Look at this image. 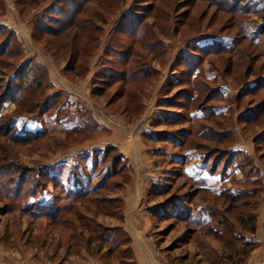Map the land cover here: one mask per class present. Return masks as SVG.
I'll list each match as a JSON object with an SVG mask.
<instances>
[{"label": "rangeland", "instance_id": "374dc122", "mask_svg": "<svg viewBox=\"0 0 264 264\" xmlns=\"http://www.w3.org/2000/svg\"><path fill=\"white\" fill-rule=\"evenodd\" d=\"M84 2L0 0V23L11 34L8 53L0 59V92L14 80L0 105V264H234L240 258L243 264H264V148L257 150L253 141L264 115L251 122L264 114L259 110L264 81L255 82L264 79V36H251L260 16L241 13L246 0H92L81 15L90 21L91 41L76 26L64 29ZM231 4L240 12L227 10ZM214 45L230 49L215 52ZM82 48L88 55L75 61ZM124 56L138 62L134 66L142 67L145 77L120 87L113 83V69L120 71ZM28 67L25 81L21 73ZM32 79L42 82L33 103L31 96L13 101L15 84ZM48 98L43 110L35 106L34 113L27 112ZM209 112L213 117L204 119ZM104 123L131 144L135 162L133 152L127 158L117 147H93L105 146L98 142L110 134ZM208 126L222 131L218 137L226 142L200 138ZM36 127L42 133L30 141L13 135L34 134ZM202 143L224 153L219 165L226 149L243 151L249 165L233 168L242 162L239 156L226 173L211 172L205 150L196 149ZM252 165L257 173L249 172ZM131 174L137 197L126 208L117 201L89 204L91 213L80 216L90 229L81 236L69 227L66 221L75 219L69 206L79 210L88 199L73 192L95 189L93 196H115ZM250 177L258 178V191L247 197L252 204L244 214H254V232L226 217L224 199L215 197L224 190H252ZM155 186L171 190L155 193ZM201 186L211 192L189 202ZM171 195L181 199L166 216L161 204ZM156 211L162 213L155 216ZM224 218L232 220L231 228ZM81 222L75 221L77 227ZM212 228L224 234H211ZM96 234L111 247L99 252L104 242ZM247 242L253 245L248 253Z\"/></svg>", "mask_w": 264, "mask_h": 264}, {"label": "trees", "instance_id": "16d2710c", "mask_svg": "<svg viewBox=\"0 0 264 264\" xmlns=\"http://www.w3.org/2000/svg\"><path fill=\"white\" fill-rule=\"evenodd\" d=\"M91 1L92 0H85V2L77 8L76 13L74 15L75 17L74 16L71 17V20H70L69 24L64 29L65 30L68 29V26H72V27L76 26L77 28H80L81 31H83L82 32L83 38H87V39L90 38L91 41H94L95 39L91 35L92 31L90 30V26H91L90 21L87 20L86 16L85 17L81 16V15H83V12L88 10V6L91 3ZM97 1H101V0H97ZM225 1L227 3L228 0H225ZM245 5H248V8L245 7V6L240 8V10L243 9V12H241V13H245V12L254 13V14L260 16V18H261V22H259V24H257V26H256V28L254 30H252L251 36L252 37L264 36V0H246ZM1 8H2V6L0 5V9ZM238 8L239 7H237L235 4H231V6H229L227 8V10L230 11V9H231L233 12L236 13V12L239 11ZM134 15H135V17H138L139 14L135 13ZM98 17H100V16L96 15V18H98ZM48 32H50V31H48ZM143 33L144 32L141 31V33L138 34V37H143V35H144ZM10 35H11L10 32H7V28H5L4 24L0 23V59H2V57L6 56L7 53H8V50L6 49V45L9 43ZM1 36H3L4 38H1ZM213 49L216 52V51H225V49H230V48L229 47H225V46L218 47V46L214 45ZM86 55H88V53H86L85 49L82 48V49L77 50V57L75 58V61L77 60V58H79V56H86ZM129 61L131 63H129ZM0 63H1V61H0ZM137 63L138 62H136L135 60H130V58L124 56L123 59L119 63L120 71H117V70L113 69L114 70L113 73H114V76H115V78L113 80L114 81L113 83H119L120 82V87H121V86L126 85L132 79L142 80L145 77V75H144V73L142 71L143 68L134 66V64H137ZM30 68L31 67H28L26 70H24L21 73V77L25 81H26V79H29L28 72L30 71ZM117 76H118V78H117ZM99 81H102V82L104 81L105 82L106 79L100 78ZM260 81H264V79H261V78L258 79L257 78L255 80L256 83H259ZM33 84L34 85L36 84V85L34 86ZM13 85H14V80L12 78H10L9 82H7V86H8L7 89L4 88L3 91L0 92V105L10 95V90L12 89ZM15 85H17V86H16V91H14L15 94H14V97H12V100L15 101V102H17V101L19 102L21 100H24V102H26L27 97L31 96L28 100H30V103H33V99L36 97V90L37 89H41L42 82L39 81V80L37 81V80L32 79L28 84L22 85V84H18L17 83ZM27 95H29V96H27ZM49 99L50 98H48L45 102H43L41 104H39V102H37L36 104L31 106L27 110V112L28 113H34L35 106L39 107L38 111L40 112L41 110H43L48 105ZM30 103H29V105H30ZM259 105H260L259 106L260 112L264 113V101H262ZM210 113L211 112H209V114H207V116L204 117V119H207V120L209 119L210 120L213 117L212 114H210ZM210 115H211V117L209 118ZM263 115L264 114H258L251 122L252 123L258 122L260 117H262ZM10 122L8 123V127H9V129H11V131H13V127L10 125ZM83 128H85V126ZM72 130H75V128H73ZM41 133L42 132L37 131L34 134L28 133L25 136H19V135L15 134V133H13V135L18 140H21V142H25V141H30L29 139H34V138L38 137L39 135H41ZM158 133H161V132H158V131L157 132H151L150 134L153 137V135L158 134ZM221 133H223V132L222 131L220 132V130H217L213 126H208L206 132H204L202 135H200V138H205V140L209 141V142L213 141L216 144H221L223 142H226V140H223L222 137H218V135L221 134ZM148 137L150 138V135ZM23 139H28V140H23ZM253 139H254L253 141L256 143L257 150H259L260 148H264V125H262L261 131L256 133ZM108 148H115V147L114 146H107L105 149H108ZM97 149H99V148H97ZM196 149L197 150H202V151L205 150L204 154H203V157L205 159V162L207 163L206 165L209 167V170L211 172L220 171V173H222V174L226 173L227 172L226 170L229 167L232 166L233 159H236L235 157H239V156L243 157V160H242V162H238V160H237L235 162V164L232 166L233 168H238L240 170H243L244 167H248V165H249V161H247L246 155L243 153V151H240V150L239 151H231V150H227V149L224 150L226 158L224 159L223 164L219 165V163L222 161V157L224 156L223 155L224 153L223 152L221 153L220 151L217 150L218 146L211 147V146H208V145L202 143V144L197 145ZM262 151L263 152H261L260 158L264 159V150H262ZM116 157H119V155L116 156ZM101 160L104 163L106 162L107 158L105 157V153L103 154ZM209 160H210V162H207ZM114 161L115 160L113 159L111 163L113 164ZM249 172L250 173H257L258 169L256 168V166L252 165L249 168ZM39 174H40V172H39ZM45 175H46V178L49 181L52 182L54 180V182H57V180L53 177L52 174H49V173L46 172ZM248 183H252L254 190L253 189L249 190V191L241 190V191H239L237 193H232V192H230L228 190H224L218 195L215 194V197H216V199L217 198L224 199V201L226 203L225 208H224V212H225L224 214L226 215V217H228L227 215H229L231 217L237 218V220L240 222V225L242 227L241 230L242 229L243 230L247 229L249 232H254L255 229H256V225H255V222H254V220H255L254 214L253 213L252 214H244V211H245L244 208L248 207V206H250L252 204L251 203L252 200H250L251 198H247V197H252V195L255 194V192L258 191V190H255L256 189L255 187H257L258 178L257 177L256 178L250 177L249 180H248ZM97 189L101 190L102 189V185H99L97 187ZM170 190H171V188L169 186L166 189H164V190H158V188L156 186L152 188L153 192H155V193L159 192L161 194L168 193ZM79 191H81V190L78 189V191L76 190L75 193L74 192L72 193V192L69 191L68 193L69 194L72 193V194H76L78 196H81L80 198L82 200L85 199V198H88V199L86 201H81V209H79V210L75 206L74 207L71 206V205L69 206L68 210L70 212H72V214L75 217V219L73 220L71 218V221L67 220L66 223L69 224V227L73 231L79 229L80 230V235L82 234L83 231H88L90 229L89 223H88L89 221H87L88 219L85 218V217H81L80 216V213H82V212H86L88 214L91 213V210L88 208L89 204H91V205H96V204L97 205H102V203L104 204L106 202L117 201L119 204L121 202L122 205H123L122 198H120L118 196H111V197H108V198L107 197L93 196L92 194L97 192V190L95 191V189L93 191L88 190L86 192H79ZM200 192H209L210 193L211 190L209 188H205V187H202V186L201 187H197L196 189H194L192 191V194L190 195V201L189 202H191V203L194 202L196 197L198 196V194ZM246 193H248L250 196H248ZM180 199H181L180 196L171 195V197L167 198L161 204L164 209H168V211L165 212L166 216L172 215V212H170L169 208L170 209L175 208L177 206L178 201ZM122 205H121V207H122ZM121 207L119 205V206L116 207V209H121ZM100 208H102L104 210V212L108 211V208L106 207L107 208L106 209L105 206H101ZM64 209L67 210V208H64ZM73 210H74V212H73ZM153 213L155 214V216H158V214H161L162 212L156 211V213L155 212H153ZM49 215L51 216L53 214L50 213ZM78 220L82 221L80 227H77V225L75 223V221H78ZM224 220H226V222L229 223L228 225H229L230 228L233 226L232 220H229L227 218H224ZM221 221H223V220H221ZM218 223H219V225L221 224V222H218ZM189 231L193 232L195 230H189ZM212 231L213 232H211V234H215L216 236H218V234H220V235L224 234V230H218V229H213L212 228ZM81 236H83V235H81ZM97 236L98 235L96 234V237ZM99 238L101 240V243L104 242L102 245L99 246V252H100L103 249L108 248L107 245L110 244V241L107 240V239L105 240L104 237L103 238L99 237ZM87 245L89 247L91 246V239L90 238H88V240H87ZM244 245L246 247H249L246 250L247 253L250 250H252V248H253V245L250 244L249 242L245 243ZM125 251L126 252L129 251V248L127 247L125 249ZM243 263H244V258H240L238 263L236 262L234 264H243Z\"/></svg>", "mask_w": 264, "mask_h": 264}, {"label": "crops", "instance_id": "0c3cea01", "mask_svg": "<svg viewBox=\"0 0 264 264\" xmlns=\"http://www.w3.org/2000/svg\"><path fill=\"white\" fill-rule=\"evenodd\" d=\"M20 121L23 122L25 120H22L21 119V120L17 121V123L20 122ZM104 124H105V127L107 129V132H109L110 134L98 138V142L100 140H103L105 146H98V145H100V143H95V145L93 147L97 149V148H102V147H106V146H114V147H117L119 149V151H121L123 153V155H125L128 158L129 155H130L129 153H132L133 150H134V148L131 146V144H124V142H122L124 140L123 138H117L118 137L117 136V133L118 132H117V130L115 128H113L110 124H107V123H104ZM40 129H42V127H39V128L36 127L35 128V131L40 130ZM119 133H121V132H119ZM142 134H143V131L142 132H139L136 141H139V140L141 141L142 140V138H141L143 136ZM115 136H117V137H115ZM115 138H116V140H115ZM147 143L144 142V144H147ZM131 155H133V156H130V157L133 158L132 161L135 162L136 161L137 154H134V152H133ZM151 156H153V153L151 154ZM189 160L191 161V159H189ZM183 162L184 161H181L180 163L181 164H184ZM187 162H188V160H187ZM189 164H192V163H189ZM191 167H195V165H193ZM192 173H193V175H196L195 177L198 176L197 174H195V172H192ZM131 176L133 177L132 180H131V182H129L127 185H125L126 187H124V189L122 191L121 190H118L119 192H117L115 194V196H118V197L122 198L123 204H124L123 205L124 208H126V205H129V201L128 200H131L132 198L134 199L135 197H137V192L136 191H133L131 189L132 186H133V181L135 180L134 179L135 178L134 177V174H131ZM128 220H129V223H131L132 219L130 218Z\"/></svg>", "mask_w": 264, "mask_h": 264}]
</instances>
